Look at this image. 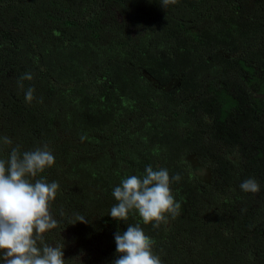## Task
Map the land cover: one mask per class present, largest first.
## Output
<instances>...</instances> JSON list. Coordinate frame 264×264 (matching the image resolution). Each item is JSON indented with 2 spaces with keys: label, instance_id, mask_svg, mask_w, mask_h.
<instances>
[{
  "label": "trees",
  "instance_id": "trees-1",
  "mask_svg": "<svg viewBox=\"0 0 264 264\" xmlns=\"http://www.w3.org/2000/svg\"><path fill=\"white\" fill-rule=\"evenodd\" d=\"M263 99L264 0H0V159L54 155L30 179L59 185L45 240L67 264H113L137 224L162 264H264ZM148 166L181 177L178 215L117 222L114 188Z\"/></svg>",
  "mask_w": 264,
  "mask_h": 264
},
{
  "label": "clouds",
  "instance_id": "clouds-1",
  "mask_svg": "<svg viewBox=\"0 0 264 264\" xmlns=\"http://www.w3.org/2000/svg\"><path fill=\"white\" fill-rule=\"evenodd\" d=\"M175 3L176 0H162L164 6ZM32 78L30 73H25L21 81ZM25 99L27 102L34 99L33 88L26 90ZM3 143L11 145L12 141L4 137ZM54 163L55 157L47 146L23 153L19 146L12 147L8 159H0V261L3 264H67L64 245L52 246L45 240V234L59 225L50 211L59 185L55 181L30 179ZM145 172L143 177L131 175L123 179L114 188L112 194L117 203L112 206L110 216L117 222H125L129 213L136 211L145 225L159 228L168 216L179 213L181 205L175 201L171 185L181 177L151 166ZM240 187L245 192L259 191L254 179L245 180ZM75 219L76 223L89 222L80 214ZM114 239L117 257L113 264H162L159 256L153 254L154 241L138 224L128 225L123 233L117 231ZM75 258L81 260L80 256Z\"/></svg>",
  "mask_w": 264,
  "mask_h": 264
},
{
  "label": "rangeland",
  "instance_id": "rangeland-1",
  "mask_svg": "<svg viewBox=\"0 0 264 264\" xmlns=\"http://www.w3.org/2000/svg\"><path fill=\"white\" fill-rule=\"evenodd\" d=\"M259 75H261L262 74V72H259V71H256ZM245 79V78H244ZM250 89H251V91H253V92H257L256 91V86L254 85V86H252V87H250ZM263 101V103H264V99L262 100ZM260 121H262V123H263V125H264V105L262 106V112H261V115H260ZM263 130H264V126H263ZM62 139H63V137H62ZM192 165H194V164H192ZM199 177L200 178H203L201 175H199Z\"/></svg>",
  "mask_w": 264,
  "mask_h": 264
}]
</instances>
